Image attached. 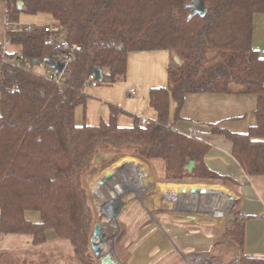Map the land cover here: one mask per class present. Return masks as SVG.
<instances>
[{"label":"trees","instance_id":"obj_1","mask_svg":"<svg viewBox=\"0 0 264 264\" xmlns=\"http://www.w3.org/2000/svg\"><path fill=\"white\" fill-rule=\"evenodd\" d=\"M19 1L29 14L52 15L75 58L59 88L36 69L15 66L18 60L52 57L57 41L44 25L7 32V42L22 52L6 53L0 69V233L30 234L38 245L52 230L72 243L80 264H101L90 245L95 210L85 178L103 150L160 160L169 180L239 185L208 167L209 143L170 123L171 100L178 121L188 94L230 93L240 85L257 96V123L247 133L217 127L213 132L232 142L233 157L246 174L264 175V56L253 46L254 15L264 14V0H204V15L193 12L196 0H7V7L19 11ZM154 50H168L181 61L169 66L167 86L150 90L155 120L111 104L108 122H76L95 69H102V84L122 82L129 53ZM121 113L133 117L132 126L118 124ZM191 162L196 165L189 171ZM28 211H38L41 220H29ZM230 219L224 236L241 251L238 264H264V258L244 256V219Z\"/></svg>","mask_w":264,"mask_h":264},{"label":"crops","instance_id":"obj_2","mask_svg":"<svg viewBox=\"0 0 264 264\" xmlns=\"http://www.w3.org/2000/svg\"><path fill=\"white\" fill-rule=\"evenodd\" d=\"M19 10L24 11V5ZM15 15L16 10L7 7V0H0V44L7 53L21 55L22 47L6 40L9 29L4 20H16ZM253 46L264 56V14L254 15ZM174 57L168 50L130 52L126 79L88 88L86 106L77 108L76 122L87 125L108 122L111 104L142 119L155 120L157 112L150 104L149 93L152 88L167 86L168 68ZM257 103V96L242 92L240 85H233L230 93L188 94L178 121L174 120L177 104L171 100L170 123H174L179 131L209 143L211 150L205 157L208 167L221 175L231 176L239 184L233 187L218 182L230 189L232 193L229 196L234 197L233 210L244 219V256L264 258V175L246 174L233 157L232 142L213 132L217 127L234 133H247L257 123ZM133 123L131 115H118L120 126L129 127ZM124 156L130 157L128 154ZM144 160L142 164L133 165L135 170L140 168L138 173L142 177H139V185L136 181L135 184L130 182L128 176L117 174L107 191L110 193L108 196L114 198L118 193L120 205L111 214L116 217L119 228L110 249L104 245L105 251L112 253L117 264H201L196 258L202 261L215 258V264H237L235 259L239 258L241 251L224 236V229L232 216L222 225L220 221L194 215L198 205L176 209L173 201L177 199L179 189H174V186L181 181L166 179L161 163ZM195 165L188 170L191 171ZM117 166L118 162L114 161L99 168L97 181ZM153 168L158 169L161 176L155 177ZM152 190L154 192L150 194ZM98 193V198L102 199L103 192ZM186 197H190L192 202L194 196ZM102 206L106 212L105 203ZM26 216L32 222L41 220L38 211H28ZM46 235L45 242L36 245L30 234L0 233V264H80L69 240L58 237L52 230ZM197 237L203 240L196 241Z\"/></svg>","mask_w":264,"mask_h":264},{"label":"rangeland","instance_id":"obj_3","mask_svg":"<svg viewBox=\"0 0 264 264\" xmlns=\"http://www.w3.org/2000/svg\"><path fill=\"white\" fill-rule=\"evenodd\" d=\"M17 17L16 20H9L6 21L4 20L5 26L7 25V29H15L16 27H19L20 29H23L25 26H29V25H38V24H42V25H52L55 26V20L52 17L51 14L49 13H39V14H29L27 12L24 11H16V15ZM6 18V15H5ZM56 33H58L59 35V39L61 41H66V33L64 31L63 28H61L60 26H56ZM34 69L39 70L40 72H43L46 70V68L44 66H34ZM102 85L101 82H99V86ZM79 114V112H78ZM79 123V122H78ZM130 157H125L124 154H118V153H113V152H109V151H101L100 153L97 154L96 158H95V162L93 165L92 170L90 171L89 174L86 175L85 178V185L88 188L89 191V195H90V200L93 204L94 210L96 211V221L98 223H101L105 226V228L107 229L108 232V238L106 240V243L104 245H107L108 248L111 247L112 242H113V238L116 234V232L118 231V224L116 222V217H111L113 215H111L109 212H105L102 204L106 203L109 201L108 199V195H110V193H108L107 191L111 188L113 183V180H111V182L109 183V186H106L105 188H98L97 187V178L99 175V168L104 167V165H108L111 164L114 161H117L119 166H121V170L118 171L117 174H119L121 177L124 176H128L129 177V181L132 182L133 184H135L136 181V176L137 173L140 171L139 167H136V170L133 168L134 164H142V162H144L145 160L140 157L139 155H135V154H128ZM138 159V160H137ZM152 161H157L159 163H161L163 165V169H164V163L160 160H152ZM107 163V164H106ZM148 168V167H147ZM152 167H150L151 169ZM151 172V171H150ZM152 172L154 173L155 177H159L160 175V171L155 168L152 169ZM163 172H165L163 170ZM153 175V174H152ZM142 177V175H140ZM139 176V177H140ZM125 180H123L124 182ZM112 183V184H111ZM125 183V182H124ZM190 186H198V187H210L214 189H220V190H224L227 195H223L221 196V198H216V199H212L209 197V195H201V196H194L193 200L191 202L190 197H186L187 195H183L185 197L180 198V200H178L179 198L175 199L173 201V203L175 204V208L179 209L182 208L184 206H199L198 209H194V215L202 217V218H207L209 220L212 221H220V223L226 224L228 217L229 216H234L236 214V212H234L233 210V201L230 199L229 193H232L230 191V189L222 187L221 183L218 182H213V181H201L199 179H185L182 180L181 183L177 184V186H174V189H180L182 187H190ZM94 191V192H93ZM103 192V198L99 199L98 198V192ZM96 192V193H95ZM154 192V190H152L150 192V194H152ZM119 197V196H118ZM108 199V200H107ZM102 200V201H100ZM221 202V203H220ZM210 203H217V208L218 210L222 213L220 215H214V213L211 212L210 207L212 206ZM203 207L205 208L204 210ZM228 207V208H227ZM200 208H202L200 210ZM106 209V207H105ZM208 209V210H206ZM226 210V211H225ZM111 215V216H110ZM237 215V214H236ZM106 220V221H105ZM113 223V225H112ZM153 223L156 224L155 220H153ZM161 231L163 232V230L161 229ZM164 233V232H163ZM165 234V233H164ZM117 236V235H116ZM166 236V234H165ZM167 237V236H166ZM203 238L205 239V237L203 236ZM203 240L202 237H197L196 241H200ZM205 242V240H204ZM110 249V248H109ZM241 255V254H240ZM147 257V256H145ZM211 257V256H209ZM197 262L201 263V264H208V263H212L215 264V258H207V260H199L198 258ZM225 258H223L224 260ZM238 264V263H237Z\"/></svg>","mask_w":264,"mask_h":264},{"label":"water","instance_id":"obj_4","mask_svg":"<svg viewBox=\"0 0 264 264\" xmlns=\"http://www.w3.org/2000/svg\"><path fill=\"white\" fill-rule=\"evenodd\" d=\"M23 5L24 4L22 1L18 2L19 9H22ZM193 6H194V10H193L194 13H200L201 15L205 14L206 9L204 5V0H196L193 3ZM174 61L176 64L181 63L180 59L177 56L174 57ZM46 62L49 63L56 71L60 72L64 68L63 63H55V62H52L50 59H47ZM33 63L37 65L38 60L34 59ZM94 75L97 81L103 82L105 80L101 68L95 69ZM193 164L194 162H191L188 168L190 169L191 166H193ZM120 168L121 166H117L113 168L112 170H110L109 172H107L104 176H102V178H100V180L97 181V187L102 188V187L109 186L110 185L109 183L111 182V180H113V178L117 175L118 171L121 170ZM209 194L227 195V193H225L224 190H220L216 188L214 189L210 187L190 186V187L180 188L176 198H181L182 195L201 196V195H209ZM233 198H234L233 196H230L231 200H233ZM107 238H108V232L105 231V226L101 223L95 224L94 231H93V234L90 240L92 251L98 257L101 264H117L112 253L107 252L104 249V244L106 243Z\"/></svg>","mask_w":264,"mask_h":264},{"label":"built area","instance_id":"obj_5","mask_svg":"<svg viewBox=\"0 0 264 264\" xmlns=\"http://www.w3.org/2000/svg\"><path fill=\"white\" fill-rule=\"evenodd\" d=\"M34 28V25H29L25 26L21 30H26L30 31ZM44 32L49 34L50 36H53L56 38V45H55V52L52 54V57L50 60L55 63H63L64 68L62 71H56L49 63L46 61L40 62L38 61V64H34L33 60L31 59H24V60H18L15 62V66L24 68L26 70H31L34 69V66H44L46 68L45 71L40 72L37 70L39 73L43 74L46 78H48L50 81L54 82L59 88H63L66 83V78H65V70L69 63L75 58V53H74V48L71 47L69 44H67L66 41H61L59 39L58 33H56V26L52 25H44ZM6 50L4 46L1 45L0 47V69L1 65L3 63L7 62L6 58ZM99 83L95 79L94 72L91 73L88 77V81L85 84V91L90 88V87H96L98 86ZM145 120V119H143ZM240 257V256H239ZM239 258H236L235 261L238 262Z\"/></svg>","mask_w":264,"mask_h":264},{"label":"bare ground","instance_id":"obj_6","mask_svg":"<svg viewBox=\"0 0 264 264\" xmlns=\"http://www.w3.org/2000/svg\"><path fill=\"white\" fill-rule=\"evenodd\" d=\"M129 159V158H128ZM137 180H136V183L139 185V173L137 174L136 176ZM144 181V180H143ZM119 191L122 190L121 187L119 186ZM164 188V187H163ZM214 188V187H213ZM136 190V189H135ZM226 193V192H225ZM118 193H117V197H109V201L105 203V206H106V211L109 212L110 214H114L115 213V210L118 209V206L120 205V196L118 197ZM221 196H223L222 194H209V197L212 198V199H216V198H221ZM221 203V202H220ZM212 206L210 207V210L212 213H214V215H220L222 214L218 208H217V203H210ZM204 208V207H203ZM228 208V207H227ZM205 209V208H204ZM208 210V209H206ZM209 211V210H208ZM226 211V210H225ZM111 216V215H110ZM112 218L115 217V216H111ZM113 225V223H112Z\"/></svg>","mask_w":264,"mask_h":264}]
</instances>
